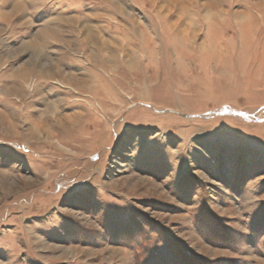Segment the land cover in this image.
I'll list each match as a JSON object with an SVG mask.
<instances>
[{
  "label": "rangeland",
  "instance_id": "374dc122",
  "mask_svg": "<svg viewBox=\"0 0 264 264\" xmlns=\"http://www.w3.org/2000/svg\"><path fill=\"white\" fill-rule=\"evenodd\" d=\"M0 264H264V0H0Z\"/></svg>",
  "mask_w": 264,
  "mask_h": 264
},
{
  "label": "bare ground",
  "instance_id": "6f19581e",
  "mask_svg": "<svg viewBox=\"0 0 264 264\" xmlns=\"http://www.w3.org/2000/svg\"><path fill=\"white\" fill-rule=\"evenodd\" d=\"M19 2V1H18ZM24 7H25V4H24V1L23 3H20V4H15L14 5V10L13 12H20L22 10H24ZM14 15V13L12 14ZM214 36V35H213ZM33 47H35V45H32ZM37 46V45H36ZM39 47V46H38ZM37 49V48H36ZM33 68V67H32ZM40 68V67H39ZM42 71H39V76L42 77ZM33 75V71L31 68L29 67H23L20 71H19V77L20 79L22 80H26L27 78H29L30 76ZM50 110V109H49ZM58 112V110H57ZM61 113V112H60ZM56 114V113H55ZM78 118H79V115H69V116H66L65 118H59V117H56L54 119V121H52L51 123L49 121H47V119H43L42 122H38V123H34V126L36 128H39L38 130H40V128L45 132L46 136L49 137V138H52L53 136H55L56 134L54 133V129L57 127L58 128H62L63 130H67V127L68 125H72L73 123H76L78 121ZM41 119V118H40ZM51 119V118H50ZM4 120V119H3ZM41 121V120H40ZM12 123V122H11ZM68 123V125L66 124ZM16 124V123H15ZM14 126V125H13ZM11 126V128L13 127ZM16 126V125H15ZM33 126V127H34ZM16 130V129H15ZM14 131V130H13ZM30 132V131H29ZM14 133V132H12ZM34 133V132H33ZM33 135V134H32ZM35 135V134H34Z\"/></svg>",
  "mask_w": 264,
  "mask_h": 264
}]
</instances>
